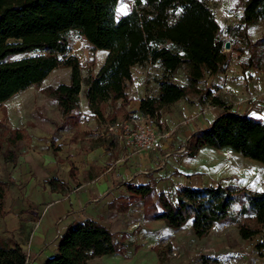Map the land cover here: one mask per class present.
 I'll use <instances>...</instances> for the list:
<instances>
[{"label": "trees", "instance_id": "obj_1", "mask_svg": "<svg viewBox=\"0 0 264 264\" xmlns=\"http://www.w3.org/2000/svg\"><path fill=\"white\" fill-rule=\"evenodd\" d=\"M119 0H0V102L30 86H38L56 68L70 69V80L45 91L57 102L62 113V128L81 123L83 79L81 63L71 54L72 45L65 32L75 30L90 43L92 50H106L105 62L98 73L86 77L84 96L91 112L101 120L108 117L107 104L122 100L117 113L130 105L128 85L134 81L133 68L145 59L158 62L163 75L158 79V94L140 101L144 115L158 119L165 107L190 93L201 94L225 107L206 129L190 135L185 152L194 158L202 148H230L244 157L264 164V120L226 108L219 96L199 84L207 74L218 75L225 69V39L214 11L204 0H135L133 9L117 18ZM264 19V0H247L240 26H228L229 35L246 39L249 50L244 70L254 67L264 54V34L253 41L248 27ZM39 51L36 55H25ZM22 56V57H18ZM186 68L187 84L173 79ZM22 130L9 131L10 144L0 155L15 162V145ZM98 141V140H97ZM59 147H55L58 150ZM71 177L76 167L71 163ZM59 180L48 179L55 185ZM9 182L0 179V216L7 214ZM127 198L115 200L111 208L129 210L143 200L145 217L163 220L178 229L189 221L195 235L206 237L215 223L237 224L243 239H250L264 228V191H252L239 184L221 183L202 187L178 185L174 194L157 192L150 183H127ZM140 228V227H139ZM138 230V229H137ZM129 233H115L97 220L72 222L62 234L56 253L44 264H93L103 255L123 253ZM204 260V259H203ZM0 264H27L22 245L0 238Z\"/></svg>", "mask_w": 264, "mask_h": 264}, {"label": "rangeland", "instance_id": "obj_2", "mask_svg": "<svg viewBox=\"0 0 264 264\" xmlns=\"http://www.w3.org/2000/svg\"><path fill=\"white\" fill-rule=\"evenodd\" d=\"M204 1L212 8L221 25L222 37L225 39V44L227 41H230L231 47L228 49L224 45V51L227 53V64L225 69L217 75L218 79L216 82L211 79L212 76L210 74H207L199 85L202 87L201 89H209L213 93H217L224 103L227 101L231 102L229 95L236 94L239 91L238 88H235V85L239 81L246 83L256 82V85H258L257 82H264V54L260 60H255L254 67L244 70V66L248 63L249 59L246 39L238 34V30L233 36L227 32L228 26H240L241 15L247 0ZM134 3L135 0H119L117 18L119 19L129 13L133 9ZM248 34L253 41L260 38L264 34V19L250 25L248 27ZM65 36L71 42V54L77 56L81 63V75L83 79L82 100L85 97L84 90L86 89V85L84 81L86 77L90 74L98 73L108 52L104 49H98L94 52L87 39L75 30L66 31ZM36 54H39V51L25 55ZM163 72L164 70L160 63L152 62L150 58L139 63L134 68V81L128 85V94L129 92L131 93L132 96H129L132 100L135 98L138 100L142 95L145 97L147 95H157L158 79L163 75ZM173 79L178 83H187L186 68L179 69L173 75ZM69 80L70 69L59 67L54 69L40 85L30 86L18 92L10 99L0 102V138L3 141L4 148L9 146L14 147L10 144L8 138L10 129H21L23 136L15 145L18 152L15 162L7 161L0 155V179L8 181L10 184L6 199L8 214L6 217L0 216V231L7 238H10L12 234L6 229L7 218L12 219L14 216L29 213L30 208L27 206V203L30 194L33 193L34 188L43 185L49 179V176L43 174L42 170V168L46 169L48 167L47 162L42 160L47 153L53 152L55 147H61L63 144L67 146L72 143L77 144L78 149L87 151L91 146H96L93 139H97L98 137L105 138L109 141L108 146L115 148L118 144L117 139H108V135L111 133L109 124L130 118L131 116H133L134 122L139 121L144 115L135 116L127 114L128 112L126 115L122 114V112L117 113L119 102L116 104L108 103L106 111L108 117L106 120H101L91 112L89 107L88 112H86L88 108H86L85 104L82 105L81 102L83 120L80 127L78 129H75L73 126L62 128L60 126L62 125V113L54 97L50 96L45 91V88L57 86L60 83L69 82ZM229 80L231 83L234 81L235 85H231ZM240 87L243 89V83ZM220 89L222 91L218 92ZM183 100H185V104L200 102L203 105L207 101H211V99L196 93H190L189 97L186 96ZM135 104L133 103L131 109L134 108ZM219 107L222 108L221 106ZM185 108H177L170 105L163 109L161 116H168L177 123L186 118ZM223 108L225 109V107ZM226 108L230 107L226 105ZM132 113L135 112L132 110ZM187 135V131L182 128V125H179L177 130L171 135L172 144L170 147L173 151L185 148ZM59 142L60 144H58ZM228 149L230 150L228 155L227 150L217 149V152H220V150L223 152V159L220 158L217 162L219 165H226L229 169L231 166H235L237 169L229 174H221L218 178L208 176L210 178L209 183L211 185L218 183L224 185L239 184L252 191H264V164L246 158L241 153L230 148ZM60 154L66 155L65 152H60ZM177 155L187 156L185 151H181ZM203 175L207 176L208 174ZM195 179V176L189 177L185 182L194 185ZM49 186L51 187V185ZM175 189L176 187H172L167 192L173 194ZM149 229H151L150 231L148 230L149 232L155 231L161 235V240L155 245L154 250L159 253L164 264H264V228L250 239L242 238L237 224L217 223L203 239H193L192 233L187 227L179 230L175 235H169L165 226L151 227ZM126 242V247L130 246L127 252L130 251L132 253L135 243L128 240V238ZM147 245L143 244L142 246ZM201 245L207 248L208 252L202 251ZM138 257L140 258L141 256Z\"/></svg>", "mask_w": 264, "mask_h": 264}, {"label": "crops", "instance_id": "obj_3", "mask_svg": "<svg viewBox=\"0 0 264 264\" xmlns=\"http://www.w3.org/2000/svg\"><path fill=\"white\" fill-rule=\"evenodd\" d=\"M211 79L216 82L218 77L217 75L212 76ZM242 83L243 89L240 87ZM257 83L258 85L256 82L239 81L235 85V82L232 81L231 85L234 84L239 91L236 94H230L231 102H226L231 111L249 113L264 119V82ZM180 84L186 85L187 83ZM222 89L218 92H221ZM213 94L218 96L215 92ZM129 95L132 96L130 92ZM246 95L251 97L250 101L243 100ZM144 97L142 95L138 100L133 99L130 105L122 111V114L126 115L127 112V114L135 116L142 114L140 101ZM183 99L172 105L177 108L187 107L184 109L186 117L200 113L203 104L200 102L185 104ZM81 102L88 108L85 97ZM121 102L122 100L116 102L119 104L117 110L121 107ZM133 103L136 104L131 109ZM86 110L88 112L89 108ZM132 110L135 113H132ZM223 110V107H217L210 111V114L182 125L188 134L186 140L195 131L209 127ZM82 116L81 109L80 125L83 120ZM80 125L73 127L78 129ZM101 125L103 126L102 122ZM109 138L117 139L118 144L115 148L108 146L109 141L105 138L98 137L93 139L96 146H91L87 151L78 149L77 144L74 143L67 146L63 144L58 150H53L42 158L48 165L46 169L42 168L43 174H47L49 179L56 178L59 181L54 186L46 182L34 188L27 203L30 208L29 213L14 216L12 219L7 218L6 229L12 233L10 238L5 237V234L0 231L1 239H12L22 245L26 254H29L27 264H44L48 257L56 253L60 238L67 227L74 221L86 218L97 220L115 233H129L126 239L135 243L133 252H127L130 246L126 247L125 239L123 253L96 257L92 260L93 264H164L159 253L154 250L155 245L161 240V235L155 231L149 232L151 230L149 228L165 226L169 235H175L176 232L187 227L194 239L198 237L193 232L192 221L181 228L174 229L168 227L163 220L147 219L143 200L132 203L127 211H119L116 207L111 208L110 204L115 200L129 196L127 183H150L157 192H167L172 187L177 188L182 184L192 187L209 186L211 185L209 177L218 178L221 174H229L237 169L235 166H231L229 169L226 165H219L217 162L223 157L221 150H227V155L230 153L228 148L221 149L220 153L217 152V149L214 150L210 146H206L196 157L190 158L186 155H177L183 149L173 151L170 147L171 142L165 148L157 151L132 153L112 133H109ZM60 152H65L66 155L60 154ZM167 153L170 155L167 156ZM71 163L76 167V179L71 177ZM194 176L196 177L194 185L185 182L186 179ZM7 214L2 217H6ZM143 244L148 245L142 246ZM201 250L208 252V249L202 245Z\"/></svg>", "mask_w": 264, "mask_h": 264}, {"label": "built area", "instance_id": "obj_4", "mask_svg": "<svg viewBox=\"0 0 264 264\" xmlns=\"http://www.w3.org/2000/svg\"><path fill=\"white\" fill-rule=\"evenodd\" d=\"M251 97L246 95L243 100L250 101ZM241 100V101H243ZM239 101V102H241ZM219 105L212 101H207L203 105L199 114L186 117L175 123L170 117H160L159 119L151 115H143L139 121H133V116L123 120H118L109 124L110 132L118 140L129 148L132 153L151 152L165 148L171 142V135L177 130L179 125H186L198 117L208 114ZM165 126H167L165 128ZM182 151H185L183 148ZM170 154L167 153V156ZM29 254L27 255V258Z\"/></svg>", "mask_w": 264, "mask_h": 264}, {"label": "water", "instance_id": "obj_5", "mask_svg": "<svg viewBox=\"0 0 264 264\" xmlns=\"http://www.w3.org/2000/svg\"><path fill=\"white\" fill-rule=\"evenodd\" d=\"M225 47L229 49L231 47V42L227 41L226 44H225Z\"/></svg>", "mask_w": 264, "mask_h": 264}]
</instances>
